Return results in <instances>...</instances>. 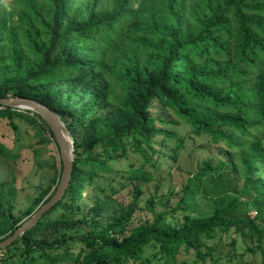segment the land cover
I'll use <instances>...</instances> for the list:
<instances>
[{"label":"trees","instance_id":"obj_1","mask_svg":"<svg viewBox=\"0 0 264 264\" xmlns=\"http://www.w3.org/2000/svg\"><path fill=\"white\" fill-rule=\"evenodd\" d=\"M16 97L47 105L64 120L75 159L62 199L0 250V264H187L178 261L182 252H192L191 264H224L235 260L240 239L252 243L241 264H251L247 254L264 264V0H19L15 15L0 10V100ZM154 104L168 116L155 115ZM4 119L13 130L23 119L43 142L57 144L34 112L0 108ZM181 126L239 151L244 178L233 155L228 166L203 160L174 208L153 195L145 206L153 218L131 227L142 195L136 182H152L161 157L178 160L188 139ZM129 150L143 162L114 169ZM127 185L131 203L105 216ZM55 190L41 192L19 218L0 205V242ZM189 197L206 200L211 214L194 216ZM179 211L182 223L170 222ZM83 224L89 229L81 235L61 232ZM14 249L22 253L10 256Z\"/></svg>","mask_w":264,"mask_h":264},{"label":"rangeland","instance_id":"obj_2","mask_svg":"<svg viewBox=\"0 0 264 264\" xmlns=\"http://www.w3.org/2000/svg\"><path fill=\"white\" fill-rule=\"evenodd\" d=\"M18 7L19 0H0V10L6 12L10 11L15 15L18 12ZM79 87L81 88L82 86ZM78 92L79 93L75 95L76 97H74L75 101L81 95V89H79ZM153 110L155 115L163 118L168 116L166 115L167 112L163 111L157 104L153 105ZM97 113H105V110L100 109ZM172 118L175 119L174 116ZM70 121L71 119L69 118V122ZM15 125L17 126V129L13 130L8 120H0V149L5 148L7 151H10V153H7L5 156L0 155V205L12 208V213L16 218H19L23 216L25 211L32 205L41 192L46 191L48 197L56 189L57 185L55 184V180L57 173L53 168V165H55L56 162L58 163L60 152L57 144L43 142L37 135L35 129L25 120L15 119ZM169 128L175 129L173 126H169ZM177 131L180 135H185L188 138L186 147L179 152L177 161L171 158H160L159 170L155 172V179L152 182H136L142 189V195L139 205L140 208L133 218L131 227H136L140 223L153 218L145 209L148 198L153 195H159V198H163L169 202V208H174L177 201L181 200L183 187L187 184L188 179L197 172V166L201 165L203 160L211 159L216 165L220 159L227 162L233 155L234 163L237 165L238 176L240 179L244 178L242 169L238 163V157L240 155L239 151H233L231 149H229V151L222 150L208 135L196 136L190 132L187 126H181ZM157 142H160V140L156 139L155 143ZM97 152H99V150H97ZM170 152L172 151L170 150ZM128 156L129 158L127 160H122V162L120 161L119 163L116 162L114 169L121 168L127 170L129 169L128 165L130 163L140 165L141 162H143L142 157L132 152V150H129ZM229 164L230 162H227L226 165L228 166ZM56 166L58 170H61V165L59 163ZM260 168L261 171L264 172V165ZM147 169L152 170L149 167H147ZM259 174V177H263L262 172ZM159 180H161L162 183L157 187V185H159ZM99 186V184L96 185V187ZM132 189L133 186L131 187L130 185H127L126 190L122 191L113 200L108 202L105 216L110 217L111 215H118L121 205L127 207L132 200ZM170 193H172L171 197H169ZM88 194L86 199L88 198ZM187 202L196 205L197 213L194 214V216H207L211 214L210 205L203 198L196 197L194 199V197H189ZM87 205L88 207L91 206L89 201L87 202ZM156 208L157 210L164 209L163 206H158ZM253 215H255V213H253ZM183 216L184 213L179 211L174 214V218L170 216L168 220L172 223H182ZM30 217L31 216L25 217L22 224ZM101 224V226L105 227L107 225V220H101ZM92 227L100 229L97 225ZM87 229H89V224H83L80 226L71 225L61 229V232L67 235L76 236L81 235L82 230ZM219 238L220 237H218L216 241ZM231 238V235L224 236V244L229 245ZM251 244L250 241L240 239L237 247L238 254L234 257L235 260L233 259L231 262L223 260L222 263L241 264V255L245 251V246ZM82 247H84V245ZM80 249L81 246L75 247L71 250L76 253ZM225 250V252L228 251L226 248ZM21 253L22 249H14L11 250L9 254L10 256H13L14 254L16 256ZM0 258H3L2 254H0ZM185 260L188 261L187 264L193 262L194 256L192 252H182L178 256V261L180 263ZM244 260L251 264H259L261 262V257L259 254H256L254 257L247 254L244 256Z\"/></svg>","mask_w":264,"mask_h":264},{"label":"water","instance_id":"obj_3","mask_svg":"<svg viewBox=\"0 0 264 264\" xmlns=\"http://www.w3.org/2000/svg\"><path fill=\"white\" fill-rule=\"evenodd\" d=\"M12 108L21 111H31L45 121L50 127L56 143L59 147L60 159L63 164L60 183L55 190V193L45 204L40 206L36 213L28 218L14 234L9 236L4 241L0 242V250L12 245L15 241L21 238L27 231L32 229L36 223L54 207L65 194L74 169V142L73 138L64 122V120L50 107L44 105L36 100L29 98L16 97L13 99L0 100V108Z\"/></svg>","mask_w":264,"mask_h":264}]
</instances>
